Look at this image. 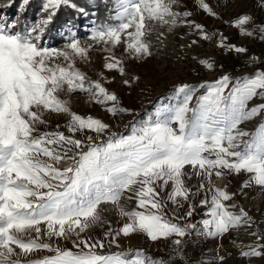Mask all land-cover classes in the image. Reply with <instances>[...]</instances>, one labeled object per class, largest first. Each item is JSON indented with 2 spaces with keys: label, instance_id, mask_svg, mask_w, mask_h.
Wrapping results in <instances>:
<instances>
[{
  "label": "snow or ice",
  "instance_id": "1",
  "mask_svg": "<svg viewBox=\"0 0 264 264\" xmlns=\"http://www.w3.org/2000/svg\"><path fill=\"white\" fill-rule=\"evenodd\" d=\"M30 2L20 0L17 13L23 14ZM257 2L264 9V0ZM14 3L8 0L7 6ZM194 3L207 16L222 18L208 0ZM112 4L106 19H93L87 26V43L69 28L62 48L43 41L62 7L85 18L98 13L73 0H42L34 21L21 25L19 19L0 17V264H189L185 238L194 234L223 239L241 230L255 239L231 241L239 258L250 264L252 258L264 257L260 222L242 206L236 211L237 205L228 203L253 185L264 188V118L253 132L240 128L242 122L264 114V103L247 106L253 98L264 99V68L237 77L224 73L198 85L179 84L160 98L150 116L130 121L127 134L114 132L104 120L73 111L60 94L85 93L90 103L103 106L113 117L132 114L106 86L115 77L109 80L104 73H118L126 88L139 81V76L129 75L126 64L152 56L148 37L157 26L169 32L189 28L198 37L185 46L189 49L214 36L216 47L225 51L247 55L248 49L228 43L219 30L209 32L192 19L193 12L181 0ZM225 22L241 36L264 41V21L256 22L249 13ZM164 39V32L158 31L156 41ZM98 46L104 54L103 70L92 79L77 61L91 63L90 53ZM192 59L215 70L209 57ZM249 61L264 63L255 55ZM198 89L204 91L197 95ZM51 114L67 120L52 128ZM65 160L64 167H57ZM240 174L248 178L235 192L228 190V183L217 187L213 179ZM122 200L134 201L135 207L129 209ZM104 205L113 206L124 221L119 228L103 219ZM97 224H107L103 240L84 235ZM135 234L152 242L171 240L167 260L143 248L98 251L105 241L120 249L119 238ZM60 240L71 241L72 248L51 242ZM222 248L218 245L212 257L215 264H225L232 255L227 250L221 254ZM43 251L52 254L31 258ZM196 264L209 262L201 259Z\"/></svg>",
  "mask_w": 264,
  "mask_h": 264
},
{
  "label": "rangeland",
  "instance_id": "2",
  "mask_svg": "<svg viewBox=\"0 0 264 264\" xmlns=\"http://www.w3.org/2000/svg\"><path fill=\"white\" fill-rule=\"evenodd\" d=\"M79 7L86 8L89 12L95 11L98 13L96 17H88L80 15L76 10L71 7H62L59 11L60 14H65L64 20H54L53 24L49 26V30L45 33L43 41L45 46L62 48L65 44L64 35L67 34V29L71 28L77 36L81 39L82 43H87V26L91 24L95 19L97 22L104 20L108 16V10L113 6L112 0H107V4L104 0H73ZM214 11L220 14L221 19H214L207 16L204 12L199 11L196 8L194 0H181V3L186 5L187 10L193 12L192 19L205 25L209 32L219 30L223 36L228 38V43L242 45L248 49L247 55L237 54L235 52H228L221 48L216 47V41L209 43L208 41L201 40L198 46H193L191 49L185 47L191 42L194 37L190 34V29L184 26L177 27L171 32L168 29L160 28L157 26L156 31L148 37L152 41V56L147 59L146 62L137 63L135 61H129L126 64L129 75H137L140 77L131 88H126L121 84V77L116 72H105V76L111 80L115 77L114 82L106 85L110 90L117 92L120 101L124 107L132 109V114H121L116 117L111 116L104 111L103 106L99 104H93L89 102V98L85 93H76L71 96H66L61 93L62 98H66L70 101V105L73 111L81 115H93L98 117L111 125V130L114 132H120L127 134L130 121L134 119L139 122L146 119L153 112L155 107L160 102L161 97H166L173 91L174 87L179 84H192L198 85L204 81H212L220 75L227 73L232 77L242 76L243 74L253 73L257 67L264 68V63L256 64L249 61V56L255 55L260 57L261 61H264V41H251L249 37L239 35L236 28L232 27L230 23L225 21H231L232 18L238 16L240 13L251 14L256 22L264 21V9L259 8L257 0H208ZM20 0H15V3L8 7V0H0V17H11L12 19H19L21 25L25 20L34 21L38 17V13L42 4V0H31L30 4L26 7L23 14L17 13V7ZM179 11L185 10L184 8L178 9ZM249 28L252 25H248ZM158 31H163L166 39L163 43L156 41V35ZM243 37V38H242ZM240 43L238 39H240ZM216 49L219 50L216 51ZM116 54L120 55L123 51L122 46L117 48ZM196 55L199 57H209L215 61L216 67L214 71H208L203 66L199 65L192 57ZM91 63H84L77 61V67L86 72L89 77L96 79L100 71L103 70V56L99 46L95 48L91 53ZM204 89H198L197 95H200ZM195 103V100L193 101ZM264 103V99L259 97L253 98L248 102V107L251 108L256 104ZM264 118V114L257 116L251 120L244 121L240 125L242 130L253 132ZM52 128H55L57 124L63 125L67 120L64 115L51 114L48 117ZM66 132V129L61 128ZM81 138V137H78ZM244 139H248L245 137ZM68 161H63L58 164L57 167H64ZM246 174L232 175L225 178H213L217 187H223L225 183H228V190L231 192L237 191L240 184L247 179ZM193 184L196 183L194 179ZM246 195L237 196L235 199L229 201L230 204H236V211H239V207H243L254 217V219L260 222V228L264 231V188L253 185L250 188L245 189ZM129 209L135 207V203L128 201H121ZM104 210L101 215L105 221H110L113 228H119L124 222L121 220L116 212V209L111 205H104ZM198 213H202L204 209L197 210ZM199 215L196 219H199ZM107 228V224H97L90 228L86 232L85 236H91L94 239H104L103 233ZM172 239H175L173 237ZM255 237H249L244 234L243 230L240 233L231 232L224 236L223 239H208L203 237L192 235V237L185 238L187 247L185 254L188 257L189 264H196L201 259H205L209 264H215L212 259L216 255L218 245H223L221 254H225L224 250L231 252L232 255L228 257L225 264H246V261L239 258L236 253V249L233 247L232 240H242L244 243H250ZM52 243H59L61 247L72 248L71 241H51ZM119 244L120 249L115 246H108L105 241V248L98 251L103 253L116 252L119 250H126L129 247L143 248L151 256L163 257L167 260L170 252L171 240H160L152 242L148 240L143 234H135L128 238L120 237ZM47 251L36 253L31 258H37L38 256L51 255ZM250 264H264V257L252 258Z\"/></svg>",
  "mask_w": 264,
  "mask_h": 264
},
{
  "label": "trees",
  "instance_id": "3",
  "mask_svg": "<svg viewBox=\"0 0 264 264\" xmlns=\"http://www.w3.org/2000/svg\"><path fill=\"white\" fill-rule=\"evenodd\" d=\"M64 18H65V14L61 15L59 11L55 20H59L58 22H61L62 20H64Z\"/></svg>",
  "mask_w": 264,
  "mask_h": 264
},
{
  "label": "crops",
  "instance_id": "4",
  "mask_svg": "<svg viewBox=\"0 0 264 264\" xmlns=\"http://www.w3.org/2000/svg\"><path fill=\"white\" fill-rule=\"evenodd\" d=\"M243 38V37H242ZM250 39H251V41H257L258 40V37L257 38H251V37H249ZM240 41H242L241 40V38L240 39H238V42L240 43ZM258 41H261V40H258ZM242 55V54H241Z\"/></svg>",
  "mask_w": 264,
  "mask_h": 264
},
{
  "label": "built area",
  "instance_id": "5",
  "mask_svg": "<svg viewBox=\"0 0 264 264\" xmlns=\"http://www.w3.org/2000/svg\"><path fill=\"white\" fill-rule=\"evenodd\" d=\"M216 41V37L214 36L213 37V39L212 40H210V41H208L209 43H213L214 44V42ZM216 51H218L219 52V50L218 49H216Z\"/></svg>",
  "mask_w": 264,
  "mask_h": 264
}]
</instances>
